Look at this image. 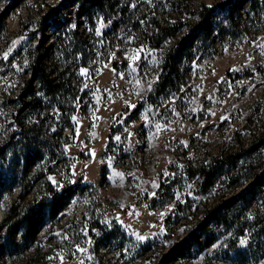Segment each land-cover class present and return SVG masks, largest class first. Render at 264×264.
I'll list each match as a JSON object with an SVG mask.
<instances>
[{"label":"rangeland","instance_id":"1","mask_svg":"<svg viewBox=\"0 0 264 264\" xmlns=\"http://www.w3.org/2000/svg\"><path fill=\"white\" fill-rule=\"evenodd\" d=\"M98 1L0 0V264H264V0L172 68L158 25L221 0Z\"/></svg>","mask_w":264,"mask_h":264},{"label":"trees","instance_id":"2","mask_svg":"<svg viewBox=\"0 0 264 264\" xmlns=\"http://www.w3.org/2000/svg\"><path fill=\"white\" fill-rule=\"evenodd\" d=\"M66 1V0H65ZM89 2L90 4H98V0H80V8H83L86 6V2ZM247 0H221L217 2L214 5H207L203 4L201 9H199L198 15L192 18V21L188 19L187 17H183V19L178 18V21L175 25V27L169 28L166 25H158V32L160 33V37L158 40L154 43L153 46H158L165 38L168 36H171L174 33H178L182 31V26H185L186 29L183 31L184 33L174 42V44L170 47L168 53L165 56L164 60V68H172L173 67V60L178 55V53L183 50L185 47H187L190 42L196 38H201L202 42H206L209 34L211 33L212 29V14L217 9H223L225 11V14L227 17L232 18L234 17V12L246 2ZM191 12H197V11H191ZM252 71H239L236 72V77H241L245 74H251ZM167 76V75H166ZM166 76L162 77L161 81L158 83V90H162L166 87L168 84V80L170 77H168V80ZM69 107H71V102L66 103ZM231 161V156H224V157H218L215 160L211 162L209 167H202L200 172L204 176L203 186L206 187V189L209 187V185L212 182L213 177L215 176L216 172H218L219 168L222 167L224 164ZM49 190H48V201H47V209L50 212H54L57 205L61 204V202L68 197V194L70 191L62 192L57 187L54 186V184L49 181L48 184ZM205 189V188H204ZM229 200H221L215 207L210 208L208 211H206L203 220L199 223L201 226L204 224H207L210 220L214 221L216 225H228L227 223V217L229 216V213H225L224 210H227L229 208ZM219 210V211H216ZM15 213H11L9 215V219L12 217H15ZM264 218V212L261 215ZM24 224L25 230H29L31 228V221H30V214L24 213L23 215H20L17 219H15L12 224L14 226H18L19 224ZM2 225V223H1ZM256 225V224H255ZM264 222L261 223L259 226H263ZM195 230V229H194ZM242 233V229L240 230ZM192 236V233H188V236L186 239H189ZM195 242H199L197 237H195ZM155 264H162V261L159 260Z\"/></svg>","mask_w":264,"mask_h":264},{"label":"snow or ice","instance_id":"3","mask_svg":"<svg viewBox=\"0 0 264 264\" xmlns=\"http://www.w3.org/2000/svg\"><path fill=\"white\" fill-rule=\"evenodd\" d=\"M141 239H143V237H141Z\"/></svg>","mask_w":264,"mask_h":264}]
</instances>
